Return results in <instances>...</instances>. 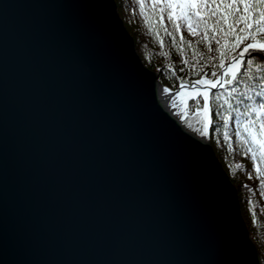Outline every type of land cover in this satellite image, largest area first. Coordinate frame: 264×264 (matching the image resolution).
<instances>
[{"label":"water","instance_id":"water-1","mask_svg":"<svg viewBox=\"0 0 264 264\" xmlns=\"http://www.w3.org/2000/svg\"><path fill=\"white\" fill-rule=\"evenodd\" d=\"M183 88L115 0H0V264H262L211 144L167 108Z\"/></svg>","mask_w":264,"mask_h":264},{"label":"trees","instance_id":"trees-1","mask_svg":"<svg viewBox=\"0 0 264 264\" xmlns=\"http://www.w3.org/2000/svg\"><path fill=\"white\" fill-rule=\"evenodd\" d=\"M115 2L120 18L134 39L138 55L145 67L158 75V82L162 87L175 92L182 84L191 86L196 84L198 79L215 80L216 78L210 76L212 71L223 72L224 69L219 67L218 54L208 52L206 45L197 43L202 28L197 30L196 36H192L188 33L184 21L178 19L179 7L161 13L159 9L164 7L167 0H115ZM200 2L201 0H172L174 5ZM141 5L144 6L143 9ZM169 12L172 14V21L167 19ZM200 15L204 16L205 13L201 12ZM173 22L180 24V31L175 30ZM189 42L192 44L191 48L188 47ZM209 43L213 48L217 47L214 41ZM242 49L243 45L224 58L225 67L229 65L228 61H233L232 57H237ZM194 51L198 53L195 57ZM258 57V55L252 56L242 63L240 72L243 75L238 85L233 81L229 82L228 77L226 79L228 83L224 88L210 94L208 112L210 124L205 129V134L199 131L202 127L201 121L205 118L201 107L202 97L190 101L180 118L187 131L200 139L205 138L211 144L224 171L237 190L243 219L264 264V175L260 174L264 173V162L253 159V152L249 151V147L255 149L257 145L252 143L249 133L243 128L247 119L255 117V114L250 117L243 115L245 105L252 104L255 107L254 101L259 99L255 96V92L260 91L258 84L264 78V72L255 65L249 68L246 61L251 59L264 68V61H259ZM249 76L254 78L250 80ZM232 87H237V92L229 97L227 93ZM241 93L252 96L253 101L246 100ZM225 99L233 105L232 108L224 103ZM237 108L239 111H236ZM218 112L229 118L227 125L223 124ZM253 134H256L255 129ZM255 155L259 157L260 151H256Z\"/></svg>","mask_w":264,"mask_h":264},{"label":"snow or ice","instance_id":"snow-or-ice-1","mask_svg":"<svg viewBox=\"0 0 264 264\" xmlns=\"http://www.w3.org/2000/svg\"><path fill=\"white\" fill-rule=\"evenodd\" d=\"M143 7L144 6L141 5L142 9ZM173 7H179L180 15L178 19L184 21L190 35L196 36L198 34L197 30L202 28V31L199 33L200 40L197 41V43L206 45L208 52L217 53L220 61L219 67L224 69V71L220 73L217 71H212L210 73L211 77L216 78L215 80L198 79L195 82L196 84H204L211 88H217L222 84L226 85L228 83V81L222 78L231 73L233 83L238 85L243 73L235 71V65H232L231 60L228 61V64L231 66L225 67L224 58L229 56L234 49H240L241 45H243V49L239 53L240 56L249 53L250 50L255 52L259 49L262 54L258 57V60L264 61V42H262L264 41V0H219V2H217V0H201L199 4L180 3L177 5H174L172 0H167L164 7L160 8L159 11L164 13L166 10L172 9ZM221 9H223V11H221ZM201 12H204L205 15L201 16ZM167 19L169 21L173 20L171 12L168 13ZM173 23L175 30L180 31V24ZM165 31L167 30L165 29ZM168 35H172V33H168ZM181 40H183V37H181ZM209 41H214L217 47L213 48ZM188 47H192L191 42L188 43ZM196 55H198V53L194 51L193 56L195 57ZM201 59H203V57H201ZM232 59H237V57L234 56ZM185 63H187V61H185ZM246 65L249 68L255 65L261 72H264V68H261L259 64H256L255 61L251 59L246 61ZM253 78V76L248 77L250 80ZM183 87H185V85L182 84L181 88ZM258 87L260 91H256L255 96L259 99L254 101L255 107H253L252 104H246L243 112V115L246 117H250L252 114H255V117L247 119L243 124V128L245 132L249 133L252 143L257 145L255 149L249 147V151L253 152V159H259L261 162H264V78L260 80ZM236 92L237 87H232L227 95L231 97L233 93ZM197 95L204 97L201 107L205 118L201 121L202 127L199 131L205 134V129L210 124V120L208 119L209 96L207 92H199L198 90ZM241 95L245 96L246 100L253 101L252 96L246 93H241ZM173 103H175V101H173ZM224 103L228 104L229 108L233 107V105L228 103L227 99L224 100ZM236 111H239V109L237 108ZM217 114L221 115L223 124L227 125L229 118L224 117L219 112ZM253 129H255L256 134H253ZM237 135H239V133H237ZM256 151H260L259 157H256ZM257 172H260L259 167L257 168ZM260 174L264 175V173Z\"/></svg>","mask_w":264,"mask_h":264},{"label":"bare ground","instance_id":"bare-ground-1","mask_svg":"<svg viewBox=\"0 0 264 264\" xmlns=\"http://www.w3.org/2000/svg\"><path fill=\"white\" fill-rule=\"evenodd\" d=\"M234 65H235V71L237 72V70L239 69V63H235ZM228 77H232V74L230 73L228 76H224L223 80H226ZM197 90L199 92H205L200 88L192 87V88H183L177 94L170 97L167 92L162 91L163 92L162 94L166 98L169 97L167 102V108L171 113H173L174 110L177 111L179 110L183 112L185 111L190 101L195 100L199 98V96H201V95H197ZM173 101H175V103H173Z\"/></svg>","mask_w":264,"mask_h":264},{"label":"rangeland","instance_id":"rangeland-1","mask_svg":"<svg viewBox=\"0 0 264 264\" xmlns=\"http://www.w3.org/2000/svg\"><path fill=\"white\" fill-rule=\"evenodd\" d=\"M250 58V57H249ZM229 78H231V77H229ZM200 86H204V85H200ZM201 90H203V89H201ZM205 91V90H204ZM206 92V91H205ZM199 97H202L203 98V96H199ZM204 99V98H203ZM184 112V111H183ZM182 111H177V110H174L173 111V114L176 116V118L179 120V121H181V115H182V113H183Z\"/></svg>","mask_w":264,"mask_h":264}]
</instances>
